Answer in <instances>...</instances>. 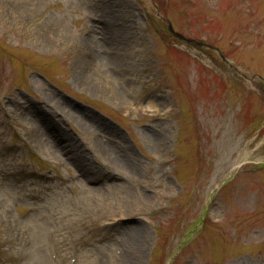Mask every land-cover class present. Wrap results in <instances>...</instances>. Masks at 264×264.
Returning a JSON list of instances; mask_svg holds the SVG:
<instances>
[{
  "label": "rangeland",
  "instance_id": "rangeland-1",
  "mask_svg": "<svg viewBox=\"0 0 264 264\" xmlns=\"http://www.w3.org/2000/svg\"><path fill=\"white\" fill-rule=\"evenodd\" d=\"M157 1L246 79L148 0H0V264H262L264 172L211 196L264 163V0Z\"/></svg>",
  "mask_w": 264,
  "mask_h": 264
},
{
  "label": "bare ground",
  "instance_id": "bare-ground-1",
  "mask_svg": "<svg viewBox=\"0 0 264 264\" xmlns=\"http://www.w3.org/2000/svg\"><path fill=\"white\" fill-rule=\"evenodd\" d=\"M148 109H150V111H152L154 109V106L151 104V103H148ZM141 238H138V242H140ZM133 246V244H132ZM141 248L138 247L137 245H135L133 248H132V253L135 255V257L137 258V260L139 261V259L141 258ZM127 264H133L131 261H130V258L128 257L127 259ZM135 264V263H134ZM262 264H264V260L262 261Z\"/></svg>",
  "mask_w": 264,
  "mask_h": 264
}]
</instances>
